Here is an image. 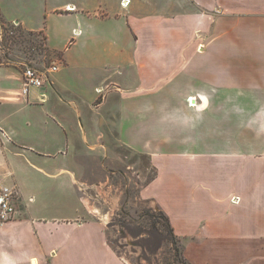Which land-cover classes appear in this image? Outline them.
<instances>
[{"label": "crops", "instance_id": "1", "mask_svg": "<svg viewBox=\"0 0 264 264\" xmlns=\"http://www.w3.org/2000/svg\"><path fill=\"white\" fill-rule=\"evenodd\" d=\"M56 10L86 23L41 87L24 94L20 68L0 62V179L17 193L0 264H129L81 196L97 130L101 145L147 157L139 195L189 262L264 264V0Z\"/></svg>", "mask_w": 264, "mask_h": 264}, {"label": "rangeland", "instance_id": "2", "mask_svg": "<svg viewBox=\"0 0 264 264\" xmlns=\"http://www.w3.org/2000/svg\"><path fill=\"white\" fill-rule=\"evenodd\" d=\"M65 1L0 0V62L12 64L20 70L21 63L42 70L54 64L62 66L66 48L80 35L75 32L83 29L86 23L83 12L56 10ZM75 4L84 8L96 2L81 1ZM16 20L46 31L26 29ZM107 132L110 136L114 133L112 130ZM104 138L101 140L100 131L97 130L93 138L95 143L84 150L88 156L79 162L86 168L80 177L83 188L81 196L85 203L97 209V212L90 211L92 217L107 222L111 245L129 264H178L172 258L174 244L165 228L158 223V231L150 226L153 219L149 212L158 213L159 210L139 195L140 187L153 174L149 160L125 147L101 145L100 141L104 143ZM176 242L181 246L179 237ZM185 264L189 263L185 261Z\"/></svg>", "mask_w": 264, "mask_h": 264}, {"label": "built area", "instance_id": "3", "mask_svg": "<svg viewBox=\"0 0 264 264\" xmlns=\"http://www.w3.org/2000/svg\"><path fill=\"white\" fill-rule=\"evenodd\" d=\"M21 65L23 78L22 92L24 94L28 93L30 87H41L44 84L46 70L56 71L58 69V65L56 64L47 67L45 70L26 63H21ZM189 103L194 105V101H191V99H189ZM15 193L16 191L13 188L2 184L0 179V221L9 220L15 215L16 210L13 204Z\"/></svg>", "mask_w": 264, "mask_h": 264}, {"label": "trees", "instance_id": "4", "mask_svg": "<svg viewBox=\"0 0 264 264\" xmlns=\"http://www.w3.org/2000/svg\"><path fill=\"white\" fill-rule=\"evenodd\" d=\"M150 217L153 219L152 223L150 224L151 227H153V229L155 230H159L158 229V225H161L163 228H165L167 234H169V237H171V243L174 244V254H173V260L177 261L178 264H185V261H187L189 264H192L191 262H189L183 255V249H182V244L181 246H178V244L180 245V243L177 244L176 239H178V237L175 235V233L172 230V227L170 225L169 219L168 217L163 213V211L159 210L158 213H153L152 211L149 212ZM157 225V226H156ZM126 228V227H125ZM180 249V250H179ZM177 251L180 253V255H178Z\"/></svg>", "mask_w": 264, "mask_h": 264}, {"label": "bare ground", "instance_id": "5", "mask_svg": "<svg viewBox=\"0 0 264 264\" xmlns=\"http://www.w3.org/2000/svg\"><path fill=\"white\" fill-rule=\"evenodd\" d=\"M87 206L91 209V210H93L94 212H97V209L95 208V207H91L89 204H87Z\"/></svg>", "mask_w": 264, "mask_h": 264}]
</instances>
